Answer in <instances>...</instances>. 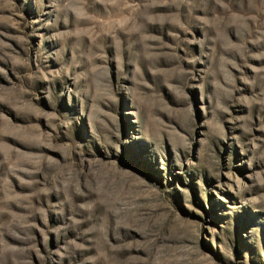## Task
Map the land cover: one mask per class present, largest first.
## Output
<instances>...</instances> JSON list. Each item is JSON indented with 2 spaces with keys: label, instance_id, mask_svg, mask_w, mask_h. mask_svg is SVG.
Wrapping results in <instances>:
<instances>
[{
  "label": "rangeland",
  "instance_id": "1",
  "mask_svg": "<svg viewBox=\"0 0 264 264\" xmlns=\"http://www.w3.org/2000/svg\"><path fill=\"white\" fill-rule=\"evenodd\" d=\"M0 264H264V0H0Z\"/></svg>",
  "mask_w": 264,
  "mask_h": 264
}]
</instances>
